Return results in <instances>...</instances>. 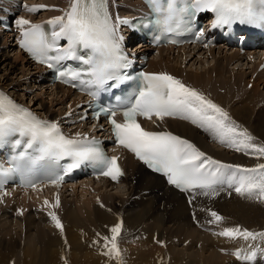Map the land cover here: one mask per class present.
Wrapping results in <instances>:
<instances>
[{
    "label": "bare ground",
    "instance_id": "bare-ground-1",
    "mask_svg": "<svg viewBox=\"0 0 264 264\" xmlns=\"http://www.w3.org/2000/svg\"><path fill=\"white\" fill-rule=\"evenodd\" d=\"M34 1L38 0H26L23 3L24 13L21 16L34 22L62 16L72 2L42 0L37 5L46 6L44 8H48V12L35 16L37 11H29V8L35 6ZM119 1L127 6L123 9L119 7L123 14L136 11L133 8L141 4L140 0ZM16 2L21 3L22 0ZM10 4L11 0H0L3 7H10ZM114 8L117 9L115 3ZM209 18L208 14L204 22ZM223 41L221 40V43ZM141 43H136L133 49L138 50L144 46ZM16 45L11 42L10 36L4 39L0 36V70L3 71L6 64L9 65L7 75L0 74V84L16 95L23 104H27L24 101L26 94L19 92V86H25L26 89L22 90L28 94L33 92L31 88L34 87L42 90L50 88L49 105L38 102L37 105L33 103L31 106L45 116H58L63 121L64 114L69 113L73 103H78L82 95L73 94L63 86L55 87L47 81H42L38 75L40 71L35 70L32 62L26 60ZM141 50H146V47ZM10 51H16L17 57L23 60L22 68L27 69L28 74L22 75L21 71L17 73L19 67L15 62H5ZM254 52L242 55L236 49L226 48L224 44L206 50L195 47L161 48L153 55L151 69L156 72H168L186 86L203 93L227 111L231 120L239 125L241 130L246 129L254 138V143L264 145V70H257L259 54ZM12 74H20V85L16 84L17 81L13 83L15 77H11ZM31 101L30 99V103ZM149 124L156 130L178 132L207 156L222 163L252 168L259 164L262 158L236 151L220 143L198 125L180 117L152 120ZM231 151L236 153L232 155ZM123 164L125 176L117 178L113 184L104 179H97L82 183L81 188L69 187L67 192L49 189L47 192H35L33 195L24 194L27 192L18 193L23 199L22 202L19 200V205L11 206L12 212L3 206L4 201L1 202L0 231L5 230L2 237L7 240L0 238V260H3V264H20L17 261L19 253L23 264H120L115 255L105 254L107 250L104 248V237L111 238V228L121 222L122 228L117 243L123 264H239L232 258L238 250L248 248L255 251L257 248L254 244L264 246V239L261 238L255 243L242 242L241 238H229L224 245L209 240L211 236L208 238L206 232L193 226L196 220L211 226L213 222L209 221L214 219L211 216L214 211L224 217L226 227L239 226L253 232H263L264 199L240 195L227 184L216 186L218 195L206 196L200 192L185 198L162 177L144 169L132 154L125 153ZM57 194L59 206L52 208L49 205L55 203ZM8 197L0 195V201L5 199L7 203L10 201L6 199ZM45 200L49 201V205L44 203ZM66 207L69 209L66 219L78 225V228L72 230L63 227L61 231L42 225L47 221L46 217H49L50 211L58 215ZM81 213L87 217L81 218ZM32 229L35 230L34 234L30 233ZM196 232L200 233L196 236ZM27 233L30 241L23 245ZM137 236L142 237L134 239ZM185 242H188V247H185ZM237 243L239 244L236 246ZM218 245L221 253L220 248L219 251L216 249ZM229 249L232 251L228 252Z\"/></svg>",
    "mask_w": 264,
    "mask_h": 264
},
{
    "label": "snow or ice",
    "instance_id": "snow-or-ice-1",
    "mask_svg": "<svg viewBox=\"0 0 264 264\" xmlns=\"http://www.w3.org/2000/svg\"><path fill=\"white\" fill-rule=\"evenodd\" d=\"M154 11L161 14L159 21L171 30V25L189 12L210 11L215 14L213 27L234 23L264 26V0H148ZM44 5H35L29 11H39ZM128 23L127 21H120ZM53 25L51 38L40 24L21 17L18 21L22 29L21 46L41 62L79 60L87 67L73 71L66 82L79 81L80 85L99 90L119 87L127 80L137 81L135 90L116 108L101 109L110 118L116 142L133 152L140 160L156 172L164 173L170 184L189 191L199 189L203 195L215 196L217 185L227 184L240 195L264 199V163L246 168L240 165L224 164L200 151L194 144L180 136L166 131H147L138 122V117L151 119L153 116L163 120L165 117L178 116L189 120L209 132L220 143L236 151L264 156V145L254 143L247 130L231 120L228 113L203 93L186 86L168 73H140L130 77L123 70L129 66L127 56L121 46L122 37L118 35L108 11L107 0H72L67 11L48 21ZM58 26L59 30L55 28ZM67 41V47L58 46L60 40ZM84 50L80 54L78 50ZM54 51L56 55H49ZM49 63V67H53ZM86 77V79H85ZM112 82L111 84L109 82ZM76 86L75 84L73 85ZM91 94L95 95L96 92ZM123 116L117 120V112ZM11 145L16 151L12 158L13 167L0 165V177L11 173L24 174L46 160L70 158L71 163L65 170L81 163L90 162L100 168L101 173L113 180L122 175L117 157L108 156L95 139L86 137L69 138L63 134L56 122L40 119L29 109L15 103L0 92V148ZM64 175L51 178L50 182L59 184ZM31 187L36 184L28 180ZM2 187V185H0ZM6 194V193H3ZM57 194L54 204L44 203L52 208L59 206ZM48 215L57 228L63 231V224L55 212ZM212 222L224 218L211 212ZM122 222L111 228L112 236L104 237L106 255H115L123 264L117 243ZM218 235L229 238H242L245 241L264 239V232H253L239 226L227 227ZM236 256L245 261H253L256 251Z\"/></svg>",
    "mask_w": 264,
    "mask_h": 264
},
{
    "label": "rangeland",
    "instance_id": "rangeland-1",
    "mask_svg": "<svg viewBox=\"0 0 264 264\" xmlns=\"http://www.w3.org/2000/svg\"><path fill=\"white\" fill-rule=\"evenodd\" d=\"M40 1H42V0H38V1H34V3L35 4H39L40 3ZM125 8V7H124ZM40 10V12H39V14L40 15H42V14H44V13H47L48 12V8H40L39 9ZM45 11V12H44ZM38 14V15H39ZM48 16H50V15H48ZM10 42V41H9ZM138 41H136V40H134V42H132L131 43V45L130 46H132V45H135L136 43H137ZM135 47V46H134ZM11 50V49H10ZM18 55H16V51H10V52H8L7 53V56H6V60H5V62L6 61H10V63H13V62H15L16 63V65H17V67H19V69L17 70V73H19L20 71H21V73L20 74H22V75H25L26 73L28 74L29 72L27 71V69H23L22 68V66H23V60H20V58L19 57H17ZM16 60V61H15ZM4 62V63H5ZM4 63H2V64H4ZM8 68H9V65L8 64H6V66H5V69L3 70V71H1L0 70V74H2V73H5V75H7V73L9 72V70H8ZM12 69L10 68V71H11ZM26 70V71H25ZM30 71V70H29ZM20 74H19V76H20ZM21 75V76H22ZM15 77V81L13 82V83H15L16 81H17V83L16 84H18V85H20V83H22V81H21V78L19 79V76H16V74H12L11 75V77ZM18 77V78H17ZM26 77V76H25ZM16 78H17V80H16ZM19 79V80H18ZM26 80V79H25ZM27 81V80H26ZM250 85V84H249ZM20 87V89H19V92H21L22 94H26L25 95V97L26 98H24V101L26 102V103H28V105L30 104V106L29 107H31L32 108V106H31V104H33L34 103V105H37L38 104V102H43V103H46L47 105H49L50 103H49V101H50V99H51V95H50V92L47 90L48 88H44L43 90H42V88H38V87H34V88H31V91H33L32 92V94H31V92L28 94L25 90H22V89H26V88H24L25 86H19ZM264 90V89H263ZM37 91V92H36ZM38 92H40V93H38ZM38 94V96L36 97V95ZM30 99L32 100L31 101V103H30ZM28 101V102H27ZM49 103V104H48ZM227 112V111H226ZM229 152V151H228ZM232 155H234L236 152L235 151H231L230 152ZM261 163H264V156H262V158L260 159V161H259V164H261ZM74 207H75V209L77 208L76 207V205H74ZM69 212V209L66 207L65 208V210L64 211H61L57 216L60 218V221H61V223L63 224V227H67L68 229H72V230H75L76 228H78V225H76L75 223H72L70 220H67L66 219V214ZM206 214V213H205ZM79 216L81 217V218H86L87 216L84 214V213H81V214H79ZM46 217V216H45ZM47 219V221L46 222H44L42 225H44L45 227H48V228H57L56 227V225H55V222L52 220V218L49 216V217H46ZM224 218V217H223ZM25 222V221H24ZM14 223H16V222H14ZM66 223H68V225L66 224ZM218 222H213V224L211 225V226H207L208 225V223H204L203 224V222L201 221V222H199L198 220H196L195 221V223L193 224V226H194V228L195 227H199V228H201L204 232H206L207 233V236H208V238L211 236L212 238H210L209 240H214V241H217V242H220L221 244H224V242L227 244V239H229V237H225V236H220V235H218V233L219 232H221V231H223L225 228H227L226 226V223H225V219H223L222 221H220L218 224H217ZM223 223V224H222ZM224 223H225V225H224ZM224 225V226H223ZM1 226V225H0ZM215 227V228H214ZM225 227V228H224ZM207 228L209 229H211L210 231L209 230H207ZM212 228H214V229H212ZM219 228V229H218ZM223 228V229H222ZM58 230H60L59 228H57ZM242 229H245V228H242ZM207 230V231H206ZM220 230V231H219ZM212 231V232H211ZM219 231V232H218ZM34 232H35V230L34 229H32V231L30 232L31 234H34ZM263 232H264V230H263ZM3 233H5V230H1L0 231V238L2 237V235H3ZM200 232H196L195 233V235L197 236L198 234H199ZM205 233V234H206ZM28 234L29 233H27V235L25 236V237H27V239H26V241H23V245H26L27 243H29V236H28ZM143 234H145V233H143ZM217 234V235H216ZM145 235H147V234H145ZM213 235V236H212ZM24 236V235H23ZM142 236H137V237H135L134 239H136V240H138V239H140ZM187 237V236H186ZM223 237H225V238H223ZM3 238V237H2ZM218 239V240H217ZM185 240H187V239H185ZM2 241V240H1ZM0 241V242H1ZM3 241H7L5 238H3ZM241 241L242 242H245V243H255V242H259V238H257L256 240H248V241H245L244 239H242L241 238ZM226 244H224V245H226ZM239 243H237L236 244V246L238 245ZM248 245V244H247ZM182 245L180 244L179 245V247H181ZM189 246V244H188V242H185V247H188ZM219 246V247H218ZM217 247H216V249L218 250V248H220V245H218ZM235 245H234V247L233 248H235L236 247ZM94 247H96V246H94ZM198 247V246H197ZM196 247V249H198ZM144 248V247H143ZM213 249H214V247H212ZM94 249V248H93ZM146 249V248H145ZM203 249H205V250H209V248H203ZM211 249V248H210ZM95 250V249H94ZM220 250V252L219 253H221V248L219 249ZM218 250V251H219ZM6 251H8V250H6ZM95 251H99V250H95ZM4 252H2V254H3ZM19 253V252H18ZM216 253V252H215ZM236 256V254H233V257H235ZM17 261H19L18 263H20V264H23V259L20 257V253H19V255H18V260ZM0 264H3V260L1 261L0 260Z\"/></svg>",
    "mask_w": 264,
    "mask_h": 264
}]
</instances>
